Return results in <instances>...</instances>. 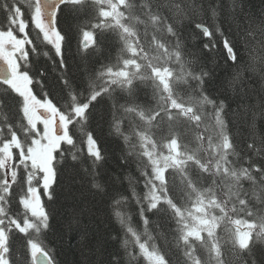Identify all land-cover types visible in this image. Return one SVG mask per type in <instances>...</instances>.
<instances>
[{
	"label": "trees",
	"instance_id": "1",
	"mask_svg": "<svg viewBox=\"0 0 264 264\" xmlns=\"http://www.w3.org/2000/svg\"><path fill=\"white\" fill-rule=\"evenodd\" d=\"M25 32L67 134L34 148L3 88L7 264H264V0H64L59 46Z\"/></svg>",
	"mask_w": 264,
	"mask_h": 264
},
{
	"label": "water",
	"instance_id": "2",
	"mask_svg": "<svg viewBox=\"0 0 264 264\" xmlns=\"http://www.w3.org/2000/svg\"><path fill=\"white\" fill-rule=\"evenodd\" d=\"M63 0H39L42 23L47 26L48 33L53 35L55 31V15ZM3 245L0 248V258L2 257ZM34 264H54L48 253L36 249L33 253Z\"/></svg>",
	"mask_w": 264,
	"mask_h": 264
},
{
	"label": "rangeland",
	"instance_id": "3",
	"mask_svg": "<svg viewBox=\"0 0 264 264\" xmlns=\"http://www.w3.org/2000/svg\"><path fill=\"white\" fill-rule=\"evenodd\" d=\"M12 47H13V45H12ZM124 74V72H121L119 75H123ZM29 119H30V125L33 127V128H35V127H37V133H39V124L41 123V119L40 118H34L33 119V117L32 116H29ZM46 136V135H45ZM49 145H48V147H51L52 146V143H48ZM34 148H37V145H35L34 146ZM38 164H40L41 162H40V160L37 162ZM44 162L42 161V163H41V165H42V168H43V166H44ZM40 165V166H41ZM4 165H2V167H3ZM41 170H45V166H44V168L43 169H41ZM34 191V190H33ZM34 193H35V191H34ZM34 193H32L31 194V197H32V201H33V204H35V202L37 201L36 200V196H35V194ZM247 237L246 236H242V239L243 240H245ZM1 262H3V264H6V261L4 260V259H1Z\"/></svg>",
	"mask_w": 264,
	"mask_h": 264
},
{
	"label": "flooded vegetation",
	"instance_id": "4",
	"mask_svg": "<svg viewBox=\"0 0 264 264\" xmlns=\"http://www.w3.org/2000/svg\"><path fill=\"white\" fill-rule=\"evenodd\" d=\"M25 18H28V16H26ZM31 23L33 24L34 23V17L32 16L31 17ZM36 105H34V107H35ZM40 106V105H39Z\"/></svg>",
	"mask_w": 264,
	"mask_h": 264
},
{
	"label": "bare ground",
	"instance_id": "5",
	"mask_svg": "<svg viewBox=\"0 0 264 264\" xmlns=\"http://www.w3.org/2000/svg\"><path fill=\"white\" fill-rule=\"evenodd\" d=\"M204 31L207 33L206 29H204ZM230 57H232V55ZM163 76L166 77V73H164Z\"/></svg>",
	"mask_w": 264,
	"mask_h": 264
}]
</instances>
